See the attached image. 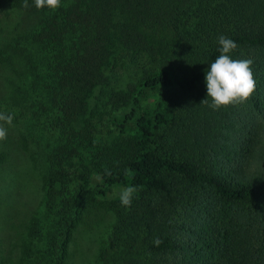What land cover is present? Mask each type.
<instances>
[{
	"label": "trees",
	"instance_id": "1",
	"mask_svg": "<svg viewBox=\"0 0 264 264\" xmlns=\"http://www.w3.org/2000/svg\"><path fill=\"white\" fill-rule=\"evenodd\" d=\"M28 4L0 0V15L37 18L26 43L0 47V68L31 76L4 96L22 92L24 132L53 142L42 212L11 263L68 264L79 226L109 215L91 264H264V0ZM220 35L237 43L233 59L253 61L256 87L213 110L201 101ZM132 65L124 83L118 68ZM128 186L130 207L107 198Z\"/></svg>",
	"mask_w": 264,
	"mask_h": 264
},
{
	"label": "rangeland",
	"instance_id": "2",
	"mask_svg": "<svg viewBox=\"0 0 264 264\" xmlns=\"http://www.w3.org/2000/svg\"><path fill=\"white\" fill-rule=\"evenodd\" d=\"M36 20V17L6 5L4 13L0 15V47L6 48L19 41L26 43L24 37L32 30ZM29 45L31 48L32 42ZM18 68L19 74L9 67L0 68V113L14 115L13 126L5 124L8 129L7 139L0 141V264H12V260L17 259L26 224H29L32 215L42 212L40 168L45 163L44 152L49 143L53 142L49 133L33 142L32 136L24 132L23 124L30 119L31 111L29 101L23 97L25 95L22 92L14 99L4 96L10 79L21 85L31 80L30 75L21 74L20 65ZM137 70L134 65L129 69L118 68L124 83L136 81L132 73ZM149 100L154 102L155 98L150 96ZM25 139L27 147L23 143ZM123 188L117 187L110 191L107 198L118 197ZM109 220L108 215L99 227L93 226L94 223L79 226L74 234L68 264L93 262L98 242L105 236ZM23 223L25 226H22Z\"/></svg>",
	"mask_w": 264,
	"mask_h": 264
},
{
	"label": "clouds",
	"instance_id": "3",
	"mask_svg": "<svg viewBox=\"0 0 264 264\" xmlns=\"http://www.w3.org/2000/svg\"><path fill=\"white\" fill-rule=\"evenodd\" d=\"M37 9L50 8L57 9L61 6V0H34ZM24 8L29 7L28 0H23ZM220 45L218 55L208 66L205 72V82L207 98L201 103L207 104L213 110L221 107L236 105L245 102L255 91L256 81L252 71L251 59H233L230 53L235 50L237 43L224 35L218 37ZM211 98L209 104L208 98ZM13 114L0 113V141L7 139V127L13 126ZM135 186H128L121 190L119 199L124 206H131L132 197L136 193ZM158 246L161 241L159 238L154 240Z\"/></svg>",
	"mask_w": 264,
	"mask_h": 264
}]
</instances>
